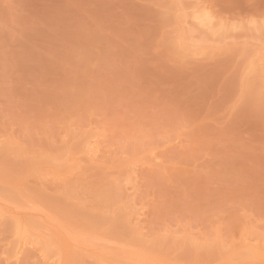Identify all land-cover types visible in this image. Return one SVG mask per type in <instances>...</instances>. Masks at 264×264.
<instances>
[{
    "label": "rangeland",
    "instance_id": "1",
    "mask_svg": "<svg viewBox=\"0 0 264 264\" xmlns=\"http://www.w3.org/2000/svg\"><path fill=\"white\" fill-rule=\"evenodd\" d=\"M0 264H264V0H0Z\"/></svg>",
    "mask_w": 264,
    "mask_h": 264
},
{
    "label": "bare ground",
    "instance_id": "2",
    "mask_svg": "<svg viewBox=\"0 0 264 264\" xmlns=\"http://www.w3.org/2000/svg\"><path fill=\"white\" fill-rule=\"evenodd\" d=\"M98 251H99V249H96V251L93 252L94 255H90V256L87 255L86 257L89 258V259H91V258H93L94 256H96V255L98 254ZM96 253H97V254H96ZM87 258H86V259H87ZM129 261H130V262L137 263V262H142L143 259H141L140 257H132V258H130Z\"/></svg>",
    "mask_w": 264,
    "mask_h": 264
}]
</instances>
